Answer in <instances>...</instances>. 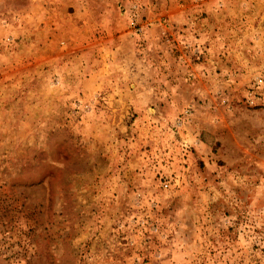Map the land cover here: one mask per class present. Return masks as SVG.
<instances>
[{
  "label": "rangeland",
  "instance_id": "obj_1",
  "mask_svg": "<svg viewBox=\"0 0 264 264\" xmlns=\"http://www.w3.org/2000/svg\"><path fill=\"white\" fill-rule=\"evenodd\" d=\"M0 264H264V0H0Z\"/></svg>",
  "mask_w": 264,
  "mask_h": 264
},
{
  "label": "built area",
  "instance_id": "obj_2",
  "mask_svg": "<svg viewBox=\"0 0 264 264\" xmlns=\"http://www.w3.org/2000/svg\"><path fill=\"white\" fill-rule=\"evenodd\" d=\"M165 188H167V185H165Z\"/></svg>",
  "mask_w": 264,
  "mask_h": 264
}]
</instances>
